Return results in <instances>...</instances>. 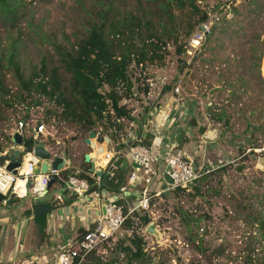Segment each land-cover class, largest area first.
Returning <instances> with one entry per match:
<instances>
[{"label":"rangeland","instance_id":"1","mask_svg":"<svg viewBox=\"0 0 264 264\" xmlns=\"http://www.w3.org/2000/svg\"><path fill=\"white\" fill-rule=\"evenodd\" d=\"M20 1L21 15L13 25L0 16V48L16 53L25 80L44 61L48 73L57 69L61 86L67 90L70 76L60 51L68 52L86 37L98 0ZM111 1L120 13L143 16L153 25L158 21L157 15L148 14L155 9H149L145 0ZM197 4L208 14L201 40L197 32L187 36L196 15L191 10L175 11L178 28L173 37L164 39L163 60L131 66L137 95L126 107L135 111V122L133 126L131 121L121 122L119 134L131 145L130 138H136L148 120L146 114L171 104L175 117L168 129V119L159 127L158 138L168 131L171 142L179 139L195 166L203 165L211 172L197 185L198 192L191 187L166 191L152 199L150 212L127 219L126 224L143 240L145 258L134 261L126 254L121 258L99 252L100 256H90L84 264H95L92 258L101 264H264V0H197ZM4 81L25 101L15 102L12 108L0 105V144L15 121L26 117L30 126L42 121L46 129L44 135H32L33 146L41 144L52 155L77 146L80 159L86 150L82 144L88 135L85 129L64 121L54 101L40 97L39 92L21 90L12 71L4 70ZM178 82L182 90L175 96ZM191 120L195 126L189 125ZM209 131L214 133L212 140L203 137ZM117 143L122 144L119 137ZM65 188L64 184L49 190L45 199L50 201L52 192ZM7 211L0 217L7 216ZM9 216L4 228L0 226V263L11 264L13 259L15 264H39L30 258L39 255L33 238L20 236L17 244L19 231L9 227L16 219ZM149 224L155 226L156 236L145 232ZM124 228L132 234L125 224ZM15 254L20 258L15 260Z\"/></svg>","mask_w":264,"mask_h":264},{"label":"trees","instance_id":"2","mask_svg":"<svg viewBox=\"0 0 264 264\" xmlns=\"http://www.w3.org/2000/svg\"><path fill=\"white\" fill-rule=\"evenodd\" d=\"M145 1L149 9H155L154 12H148L157 15L158 21L155 25L150 19L144 20L143 16L131 12L120 13L111 0H98V9L90 13L91 21L86 37L72 45L68 52L60 51L61 61L70 76L67 90L61 86L57 69L53 68L48 73L44 61L40 63V69L29 80H25L16 60V53L0 48V105L12 108L15 102L22 104L25 101L22 96L14 95L5 85L4 70H9L19 82L21 90L39 92L40 97L54 101L61 108V118L64 121L80 124L87 133L100 129L98 133L116 141L122 127L120 120L135 119L132 116L134 111L126 107L137 95L134 92L131 66L143 67L163 60L161 51L165 49L164 39L173 37L178 28L175 11L183 13L191 10L196 15L197 20L188 27V37H192L195 32L201 34V26L208 20V14L199 8L197 0ZM21 7L20 0H0V16L4 22L13 25L21 15ZM156 26L159 30L153 31ZM144 30L147 34H143ZM123 100L126 101L125 104H122ZM136 144L134 142L131 146ZM25 145L31 146L32 140H27ZM140 145L148 148L150 141L142 140ZM88 170V165L78 174L65 169L59 176L65 180L70 174H74L85 179L90 193L97 188V184L87 175ZM111 179L106 184L107 188L112 189L114 183L113 190L118 192L124 178L115 174ZM205 180L206 177L203 176L194 181L190 185L191 189L198 192L197 185ZM56 183L63 185L60 180ZM23 215L29 218L32 212L27 210ZM33 219L43 227L44 216ZM142 221L148 222L147 218ZM126 223L127 220L126 228L132 230ZM127 240L128 245L123 241L117 245L119 252L129 255L130 260L134 261L145 258L142 238L132 230V235ZM247 258L251 260L250 254ZM91 260H96L95 264H101L98 258Z\"/></svg>","mask_w":264,"mask_h":264},{"label":"built area","instance_id":"3","mask_svg":"<svg viewBox=\"0 0 264 264\" xmlns=\"http://www.w3.org/2000/svg\"><path fill=\"white\" fill-rule=\"evenodd\" d=\"M201 34H197L200 40L203 38ZM181 90V82H178L174 89V95L179 96ZM125 103L126 101L123 100L122 104ZM21 106L23 109H27V107ZM123 121V119L120 120V122ZM158 126L161 125L158 124ZM26 129L30 131H26ZM45 133L46 129L42 121L35 122L30 126L26 118L17 119L14 128L5 133L4 138L1 140L3 144H0L2 148L0 156L11 153L14 150H23V148L27 147L25 142L31 140L32 135L38 137ZM16 134L22 137L23 144L21 146L13 143V137ZM96 134L98 135V133ZM118 137L122 141L123 136L119 134ZM142 139V135L139 138H130L137 144L132 146L129 151L132 171L128 181L129 183L135 182L139 189L138 198L134 201L132 207L124 211L123 206L117 200L107 199L103 205L104 213L97 216L93 227L77 240L61 248L57 253L54 264H84L90 256L98 257L99 252L123 258L125 254L119 252L117 245L123 239L132 235L131 232L124 228L125 221L129 217L134 214L150 212L152 199L157 198L162 192L176 189L186 190L194 181L211 172L210 169L203 165L195 166L192 158L185 154L178 143L168 144L162 148V151H158L153 146L147 148L140 145ZM261 150L264 151V147ZM119 155L120 152L118 150L105 152L106 163L104 167L110 176H113L118 169ZM19 159L20 165L15 169L16 175H13L11 171H7L6 165L0 167V194L5 198H9L10 195H13L14 199L18 200L39 198L46 190L47 183L50 180L49 176L55 174L63 185L65 184L66 192L71 197L78 200L86 199L89 184L85 179L70 174L65 180H62L59 176L60 172L54 170H51L48 174L35 175L34 170L36 167L39 168L41 160L36 158L33 152L23 153L19 156ZM158 164L162 166L160 171H158ZM78 173L76 172V174ZM164 174L170 177L173 181L172 184H167L166 189L163 191L151 190L156 178L161 179L164 184ZM90 176L95 183L100 182V179L93 174H90ZM28 181H30V185L27 188ZM18 183H21V186ZM59 198L60 196H57V199Z\"/></svg>","mask_w":264,"mask_h":264},{"label":"crops","instance_id":"4","mask_svg":"<svg viewBox=\"0 0 264 264\" xmlns=\"http://www.w3.org/2000/svg\"><path fill=\"white\" fill-rule=\"evenodd\" d=\"M170 107L171 104L165 107L166 108L165 110H161L160 108L159 110L149 111L146 114L148 117L147 122L141 125V132L139 133V136L141 135L143 136L142 140L150 141L149 146L151 147L153 146L157 148L158 151H162V148H164V146L168 144L178 143L180 145L181 142L179 139L174 142H171V140L168 138V131L166 130H165L166 132L165 131L162 132L163 133L162 138L160 139L158 138V135H160L158 131L159 129L161 130L158 124L164 126L166 124V120L168 119L169 122L166 124V129H168L175 117L176 110L174 112L173 110H170ZM175 107L177 106L175 105ZM167 109H169V112H166ZM134 112L132 114L133 117H134ZM134 122L135 121H131L132 126ZM148 124L151 125L152 127L150 126L149 128ZM96 131L95 132L98 133V131L100 130H96ZM99 136H103L102 141L99 139ZM139 136L137 137L139 138ZM97 138H98L96 141L97 143H102L104 139L107 138L105 152H109L113 150H118L120 152L117 162L118 169L117 171L114 172V175L119 174L124 179L121 188L119 189L118 192L113 190L114 183L112 184V189L107 188L106 186V184H109V182L112 181L111 178L113 176H110L109 179H104L102 186H100L102 180L96 183L97 188L92 192L87 193L85 200H77L76 198L71 197L66 192V189L65 190L62 189L60 191L55 190L54 192H52L53 193V195L51 196L52 199L49 201L45 199L48 194L47 192V194L43 197V199H40V202L37 201V203H48L51 207V212L45 215L44 219L42 220L43 227H40V225L34 221L33 216L29 218H25L23 215L25 211L31 210L32 206L35 204V202L31 201V199L33 198H26L24 199L25 202H23L24 200H18V199H14L16 200L15 202L14 200H12L10 206L12 207V209L10 211H7L5 208L1 209V205L3 204H0V215L1 216L2 214L6 215L5 213L7 211V216L0 217V222H7V220L9 221L8 219V217H10L9 215L15 217L16 219L15 222H13L9 227H11V229L14 232L15 230L19 231V242H17V244L20 243V239H21L20 236H22V238L27 237L26 239L30 238V240H32L31 238H33V242L35 243V250L39 252L38 253L39 255L33 257L31 256L30 258L32 260L37 259L35 261H38L39 264H54V260L57 256V253L61 248H63L68 243L77 240L79 237H81V235L85 234L88 230H90L93 227L97 216L102 215L104 213L103 205L107 199L117 200V202L123 206L124 211H127L128 209H130V207H132L134 201L138 198V191H139L138 186L135 184L132 185V183H129L128 181L129 175L132 171L130 153H129L132 146L124 142V138H123L121 141L122 144L119 147L117 140L114 141L109 136L100 134V132L98 133ZM84 140H82V144L85 145L84 147L86 148V150L83 151L80 159H79L80 147L77 146H75L76 148L71 146V148L68 149L69 151L67 153L62 154V155H66L68 162V164L64 167V170L69 169V171H71L70 173H72L73 171L80 173L82 170H84L85 165H88L84 163L83 158L84 155L89 153L91 150L84 143ZM73 148H75V151ZM70 151L72 152L71 156L69 155ZM62 155H57V156H62ZM104 155L105 153L101 157H98L97 162L95 163L97 168H102L106 171L104 167L106 163ZM53 156H55V154H53ZM157 167H158V171H160L162 168L160 164H158ZM87 175L91 177L89 172H87ZM162 186H163V182L161 181V179L156 178L153 185L151 186V190L163 191L164 189ZM57 187H60V185H58L57 183L53 184L49 190L51 189L54 190ZM162 193L158 197H160ZM57 196H60V198L57 199ZM4 226L5 225L1 227L4 228ZM23 231L24 233L26 232V234H23ZM125 242H128L127 238L123 239L124 244H126ZM16 255L17 254L13 256L15 260L16 258L18 259L20 258ZM12 261L11 264H15L14 263L15 261H13V263ZM27 262L33 263V261L31 260H28Z\"/></svg>","mask_w":264,"mask_h":264},{"label":"water","instance_id":"5","mask_svg":"<svg viewBox=\"0 0 264 264\" xmlns=\"http://www.w3.org/2000/svg\"><path fill=\"white\" fill-rule=\"evenodd\" d=\"M239 1H243V2H247L248 0H239ZM195 121L191 120L190 121V126H195ZM214 133L212 131L206 132V134H204V138H206L207 140H212ZM97 134L94 130H90L87 138L84 140V143L90 148V152L84 155V163L89 165V174H93L94 176H96L97 178L100 179L101 183L100 186L103 185V180L104 179H109L110 178V174L108 172H106L104 169L102 168H97L96 167V157L98 156L99 153H101L102 151L100 149H96L95 147V143H97ZM104 140H107V138H105ZM13 143L21 146L23 144L22 142V137L18 134H16L13 137ZM33 146V145H31ZM28 146L23 148V150H14L11 153L8 154H4L2 156H0V167H3L6 165V170L7 171H11V173L13 175H16V168L19 167L20 165V159L19 156L22 155L23 153H31L33 152V155L41 160L40 166L39 168H35L34 170V174L35 175H42V174H48L50 173L51 170L54 171H63L64 170V166L66 164H68L67 162V157L66 155H62V156H53L46 148L45 146L39 144V145H35L33 147ZM49 182L47 183V187L46 190L39 196V199H43V197L47 194L48 190L52 187L53 184H55V182H57L59 180L58 176L55 174H51L49 176ZM163 180H164V184H163V189L165 190L167 187V184H172V180L170 179V177L167 174L163 175ZM135 182L132 183V185H134ZM30 185V181H28L27 183V188ZM12 200H14V196L10 195V197L8 199H5V197L0 194V204H3L7 207L11 206V202ZM31 201H34V199H31ZM51 211V207L48 203H35L32 206L31 212H32V216L33 217H42L47 215L49 212ZM7 222H0V226L6 225ZM145 232L150 234V235H157V231L155 230V226L153 224H149L146 228H145Z\"/></svg>","mask_w":264,"mask_h":264},{"label":"bare ground","instance_id":"6","mask_svg":"<svg viewBox=\"0 0 264 264\" xmlns=\"http://www.w3.org/2000/svg\"><path fill=\"white\" fill-rule=\"evenodd\" d=\"M103 144V145H102ZM104 145H106V140H104L102 143H99V144H97V143H95V147H96V149H100L102 152L101 153H99L98 154V156L96 157V162H97V159H98V157H101L104 153H105V147H104ZM106 160V159H105ZM102 164V163H101ZM100 164V165H101ZM20 186H21V183H18Z\"/></svg>","mask_w":264,"mask_h":264}]
</instances>
